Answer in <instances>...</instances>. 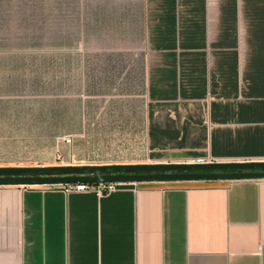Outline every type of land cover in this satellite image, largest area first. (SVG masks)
<instances>
[{
    "label": "crops",
    "instance_id": "0c3cea01",
    "mask_svg": "<svg viewBox=\"0 0 264 264\" xmlns=\"http://www.w3.org/2000/svg\"><path fill=\"white\" fill-rule=\"evenodd\" d=\"M74 35L111 59L114 161L56 146ZM207 157L264 160V0H0V166ZM0 264H264V179L0 186Z\"/></svg>",
    "mask_w": 264,
    "mask_h": 264
},
{
    "label": "rangeland",
    "instance_id": "374dc122",
    "mask_svg": "<svg viewBox=\"0 0 264 264\" xmlns=\"http://www.w3.org/2000/svg\"><path fill=\"white\" fill-rule=\"evenodd\" d=\"M71 19L66 22V27L72 34L78 30V23L74 20L75 12L71 11ZM56 11V23L59 16ZM66 30V32H67ZM76 48L71 49V72L67 74L65 91L56 89V106L64 103L65 119L67 117L71 133L65 137L71 138V142L65 144L56 142L60 149L65 145L69 153L75 154L78 161L88 162L114 161V147L121 145L119 134L115 133L114 126V73H88L85 69H105L111 65V59L94 57L93 41H83V47L79 48L81 37L74 35ZM78 39V40H77ZM75 44V43H74ZM77 53V54H76ZM80 53V54H79ZM107 70V69H105ZM66 83V82H65ZM57 114V110H56ZM102 152L104 153L102 155ZM68 155V154H67ZM126 159H137L140 155H117ZM68 157V156H67ZM60 160H69L62 157ZM212 181H180L171 182L175 184H206Z\"/></svg>",
    "mask_w": 264,
    "mask_h": 264
},
{
    "label": "water",
    "instance_id": "95a60500",
    "mask_svg": "<svg viewBox=\"0 0 264 264\" xmlns=\"http://www.w3.org/2000/svg\"><path fill=\"white\" fill-rule=\"evenodd\" d=\"M264 179V160L0 166V186Z\"/></svg>",
    "mask_w": 264,
    "mask_h": 264
},
{
    "label": "built area",
    "instance_id": "2783aa9c",
    "mask_svg": "<svg viewBox=\"0 0 264 264\" xmlns=\"http://www.w3.org/2000/svg\"><path fill=\"white\" fill-rule=\"evenodd\" d=\"M64 140L67 143L71 142V138L65 137ZM191 162L197 163H205V162H215L221 161L218 159H214L212 157L207 158H197L190 160ZM137 183H130V182H98V183H68V184H48L45 185L47 189H61L65 192H73V191H91L94 192L99 197L112 194L114 192L127 189ZM36 187L37 185H29Z\"/></svg>",
    "mask_w": 264,
    "mask_h": 264
}]
</instances>
